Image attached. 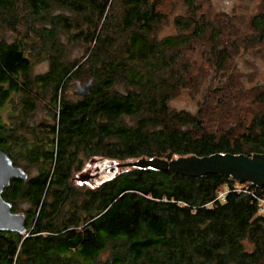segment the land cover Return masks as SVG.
I'll use <instances>...</instances> for the list:
<instances>
[{"label": "trees", "instance_id": "trees-1", "mask_svg": "<svg viewBox=\"0 0 264 264\" xmlns=\"http://www.w3.org/2000/svg\"><path fill=\"white\" fill-rule=\"evenodd\" d=\"M174 1L0 0V151L28 175L2 192L27 236L0 232V264H264V187L138 168L74 184L94 159L264 154V111L234 136L169 105L195 80V47L219 72L241 43H264V13L237 36L210 4L183 0L176 33L160 38V6ZM38 58L48 67L33 75ZM88 80V96L68 94ZM254 97L264 106V91ZM41 103L51 123L35 118Z\"/></svg>", "mask_w": 264, "mask_h": 264}, {"label": "rangeland", "instance_id": "rangeland-1", "mask_svg": "<svg viewBox=\"0 0 264 264\" xmlns=\"http://www.w3.org/2000/svg\"><path fill=\"white\" fill-rule=\"evenodd\" d=\"M177 1V2H176ZM205 8V2L210 4L212 11L210 16L221 15L230 18L234 24L232 32L237 36L251 33L246 23L251 17L264 13V0H194ZM163 12L168 13V20L162 22V26L157 30L156 35L160 38L176 33L173 27V19L180 14H184L187 7L185 1L175 0L171 6H160ZM215 17V16H214ZM6 36L8 34H5ZM246 44V45H245ZM238 49H234L231 59L226 67L219 72L207 62V57L203 55L202 49L195 47L194 52L189 56L190 63L194 61L190 74L195 76L194 82L181 91L177 99L172 100L169 105L172 109L187 111L195 114L199 110L206 126L210 131L224 133L232 131L234 136L241 134L251 117L264 111V106L254 102V96L264 91V43H241ZM204 49V48H203ZM69 57L74 58L80 55L82 48L79 45L68 47ZM47 62L35 60L32 67V74L38 75L47 70ZM190 81V80H189ZM231 86L228 90L214 92V88L220 86ZM210 87V93L207 88ZM76 87L68 89V94L73 95ZM214 94V95H213ZM220 96L221 99H220ZM220 99V101H219ZM220 102V104L218 103ZM9 107L6 106L1 112L2 120L7 121ZM37 121L44 120L51 123V118L43 110V104L37 107ZM35 120L33 119V123ZM90 161L83 166L82 175L77 177L74 184L79 187H88L82 176L88 170ZM81 173V172H80ZM38 174V170L30 169L29 176ZM90 186V185H89ZM23 205V204H21ZM21 207V206H20ZM264 210V206L262 207ZM21 213V212H20ZM27 236V235H25ZM106 254H102L104 259ZM83 261V260H82Z\"/></svg>", "mask_w": 264, "mask_h": 264}, {"label": "water", "instance_id": "water-1", "mask_svg": "<svg viewBox=\"0 0 264 264\" xmlns=\"http://www.w3.org/2000/svg\"><path fill=\"white\" fill-rule=\"evenodd\" d=\"M90 86V80L83 86L78 84L73 94L86 97L89 95ZM124 168L151 169L158 172L169 171L191 178L205 175H224L239 182L264 187V154L245 156L216 153L202 157H178L172 160L157 157L140 158L127 162H117L107 158L94 159L82 179L90 186L99 187L113 180ZM27 178L28 175L21 168L13 166L8 156L0 151V232L25 235V214L12 212V206L2 198V192L12 180L26 181Z\"/></svg>", "mask_w": 264, "mask_h": 264}, {"label": "built area", "instance_id": "built-area-1", "mask_svg": "<svg viewBox=\"0 0 264 264\" xmlns=\"http://www.w3.org/2000/svg\"><path fill=\"white\" fill-rule=\"evenodd\" d=\"M225 192H223V193H221V194H219V199L221 200V201H224L225 200Z\"/></svg>", "mask_w": 264, "mask_h": 264}, {"label": "flooded vegetation", "instance_id": "flooded-vegetation-1", "mask_svg": "<svg viewBox=\"0 0 264 264\" xmlns=\"http://www.w3.org/2000/svg\"><path fill=\"white\" fill-rule=\"evenodd\" d=\"M90 163H91V162H90ZM86 172H87V171H86ZM86 172H85V173H86ZM19 213H20V212H19Z\"/></svg>", "mask_w": 264, "mask_h": 264}]
</instances>
